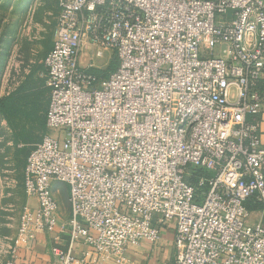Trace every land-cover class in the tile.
Segmentation results:
<instances>
[{"label": "built area", "instance_id": "built-area-1", "mask_svg": "<svg viewBox=\"0 0 264 264\" xmlns=\"http://www.w3.org/2000/svg\"><path fill=\"white\" fill-rule=\"evenodd\" d=\"M47 133L5 264L69 230L58 264L122 262L174 220L175 264H264V0H58ZM117 55L109 76L107 50ZM196 181V182H193ZM57 182L69 185L61 221ZM79 242L89 247L77 249Z\"/></svg>", "mask_w": 264, "mask_h": 264}, {"label": "rangeland", "instance_id": "rangeland-1", "mask_svg": "<svg viewBox=\"0 0 264 264\" xmlns=\"http://www.w3.org/2000/svg\"><path fill=\"white\" fill-rule=\"evenodd\" d=\"M59 14L58 0H0V264L18 237L21 215L34 209L36 197L23 184L28 152L47 133L45 113L49 87L42 65L50 50ZM117 55L108 49L102 68L106 76L117 67ZM63 220H68L69 185L57 182L54 190Z\"/></svg>", "mask_w": 264, "mask_h": 264}, {"label": "crops", "instance_id": "crops-1", "mask_svg": "<svg viewBox=\"0 0 264 264\" xmlns=\"http://www.w3.org/2000/svg\"><path fill=\"white\" fill-rule=\"evenodd\" d=\"M42 69L44 72L43 65H42ZM259 88L262 91V93H264V76L259 83ZM49 101H50V91H49V98L45 113V119H46L47 109L49 106ZM42 138L43 137H41L39 142L42 140ZM36 203L37 201L35 200V205ZM34 208L37 207L35 206ZM68 217H70V211ZM60 219L61 221H64L62 212L60 215ZM175 225L176 222L174 220L166 221L161 227L163 233H162V237L157 243L153 244L149 241L144 240L139 244H131L129 245L126 251L122 262L119 263L113 259H106L104 260L103 264H175V249H174ZM68 244H69L68 229H63V230L57 229V231L55 232L38 233L33 245H31L30 247H25L26 245H22V248L20 249V263L21 264H58V260L52 254L51 251L52 247L55 245H59L63 248H66ZM84 248L89 250L88 246L84 245L82 242H79L77 245V249H84Z\"/></svg>", "mask_w": 264, "mask_h": 264}, {"label": "trees", "instance_id": "trees-1", "mask_svg": "<svg viewBox=\"0 0 264 264\" xmlns=\"http://www.w3.org/2000/svg\"><path fill=\"white\" fill-rule=\"evenodd\" d=\"M115 69H116V68H114L113 71H114ZM113 71H112V72H113ZM112 72H111V73H112ZM111 73L109 72L108 74H106V76H109ZM100 76H102V75H100ZM193 182H196V181H193Z\"/></svg>", "mask_w": 264, "mask_h": 264}]
</instances>
